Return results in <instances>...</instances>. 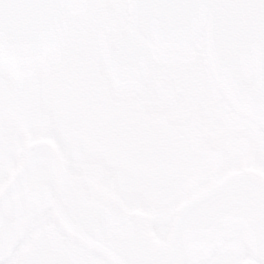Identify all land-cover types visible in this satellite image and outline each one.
Here are the masks:
<instances>
[{
  "label": "flooded vegetation",
  "instance_id": "af4514ba",
  "mask_svg": "<svg viewBox=\"0 0 264 264\" xmlns=\"http://www.w3.org/2000/svg\"><path fill=\"white\" fill-rule=\"evenodd\" d=\"M122 1L74 0L36 63L0 61V264H264V145L250 148L255 133L241 120L264 129L221 93L206 43L151 45L147 72L127 87L113 77L111 47L113 78L64 83L56 60L79 29L136 22L133 0ZM112 79L123 93H111ZM144 134L158 150L157 213L93 168L110 164L113 143L138 147Z\"/></svg>",
  "mask_w": 264,
  "mask_h": 264
},
{
  "label": "water",
  "instance_id": "95a60500",
  "mask_svg": "<svg viewBox=\"0 0 264 264\" xmlns=\"http://www.w3.org/2000/svg\"><path fill=\"white\" fill-rule=\"evenodd\" d=\"M73 1L0 0V61L13 68L36 63L60 38ZM133 13L140 33L125 26L110 53L118 84L132 86L147 72L150 44L144 37L177 48L206 27L208 60L221 93L264 129V0H133ZM140 92L149 93L145 86ZM158 93L173 94L165 84Z\"/></svg>",
  "mask_w": 264,
  "mask_h": 264
},
{
  "label": "rangeland",
  "instance_id": "374dc122",
  "mask_svg": "<svg viewBox=\"0 0 264 264\" xmlns=\"http://www.w3.org/2000/svg\"><path fill=\"white\" fill-rule=\"evenodd\" d=\"M119 1L123 2L122 0ZM125 23H128L131 28L139 31L135 21L127 22L123 16L114 17L111 21H107L105 24L79 29V34L75 38L77 43L71 45V52L59 53L56 60L57 67H60L63 70L64 83L71 84L77 78H79L81 84H83L87 78L104 79L112 77L110 74L108 54L115 40H117V38L123 33V26ZM74 30L76 31V29ZM146 40L150 43V39L147 38ZM196 41L205 45L206 35L204 30L201 31ZM100 45H107L105 47L106 59L104 62L102 58L97 56L98 47H101ZM152 45L156 46L155 43ZM175 72H178L177 69H175ZM208 74L213 79V75H211L210 72H208ZM178 76L180 77V75ZM212 82L214 83V80H212ZM110 91L114 96L123 93L113 79ZM71 92L72 91H70V93ZM60 93H69V91L65 90ZM224 113H226V111H224ZM241 126L242 130H249L255 133L252 141H250L252 142L250 148L256 147V150H258L260 147V149H262V146L264 145V132L259 127L257 128L253 121L247 123L243 118L241 120ZM159 136L165 135L161 134ZM170 137H172V134ZM143 140L144 143L138 147H133L131 145V140L126 148L121 147L119 142L117 143L118 146L113 143V146L109 151V158L111 159L110 164L102 166L97 165L93 166V168L100 169L95 172L96 174L102 173L107 176L106 179L108 181L102 182L107 189H112L113 191L128 189L132 194L127 193L125 197L129 199L132 204L140 205L148 211L157 213L158 199L154 195V190L159 186L160 175L157 170L159 166L156 165L153 159L157 156L158 150L153 149L154 143L149 142L147 134H144ZM171 140H173V138ZM243 142L245 141H242L240 150L247 149L248 147L247 144H244ZM102 152L104 151L102 150ZM241 155V160L247 158V155ZM257 156H259L258 153ZM248 159H250V157ZM241 164L243 165L244 162L240 161V165ZM79 173L82 175L85 173L92 174V172L88 171L83 165L81 166ZM124 182L126 183V187L124 186ZM183 232L184 225L179 230L178 236Z\"/></svg>",
  "mask_w": 264,
  "mask_h": 264
}]
</instances>
